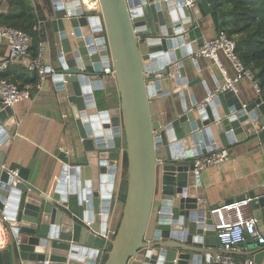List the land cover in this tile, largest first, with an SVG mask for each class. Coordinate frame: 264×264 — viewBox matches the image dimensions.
Instances as JSON below:
<instances>
[{
	"label": "water",
	"instance_id": "1",
	"mask_svg": "<svg viewBox=\"0 0 264 264\" xmlns=\"http://www.w3.org/2000/svg\"><path fill=\"white\" fill-rule=\"evenodd\" d=\"M216 1L190 9L184 0H99L100 11L89 14L75 13L82 0H52L59 42L52 79L94 156L82 170L58 149L64 165L57 178L51 174L37 188L29 181L30 166L19 170L21 182L13 187L3 164L16 118L12 107L0 110V217L9 236L0 264H97L123 152L126 197L101 264H210L219 239L195 163L248 133L264 143V92L246 107L229 90L200 107L195 87L203 78L188 74L187 62L204 41L198 21L206 12L218 19ZM64 18L73 27L74 46L62 32ZM110 63L113 74L106 75ZM112 87L120 107L103 108L104 91ZM242 198L262 226L264 188ZM253 254L262 263L264 243Z\"/></svg>",
	"mask_w": 264,
	"mask_h": 264
},
{
	"label": "crops",
	"instance_id": "2",
	"mask_svg": "<svg viewBox=\"0 0 264 264\" xmlns=\"http://www.w3.org/2000/svg\"><path fill=\"white\" fill-rule=\"evenodd\" d=\"M39 16L38 31L41 33L42 42L45 44V61L47 66L57 69L58 64V32L54 24V4L52 0H31ZM82 7H76L75 13L85 12L95 14L98 9L88 8L84 3ZM9 8L7 0H0V13L7 12ZM215 12L216 8H215ZM218 13V12H217ZM211 13L202 16L198 21L201 28L203 40L214 38L221 28L222 20ZM64 31H62L74 46L76 39L73 33V27L69 18L63 19ZM33 49L31 55L33 56ZM9 55V43L6 39L0 37V61ZM27 60H17L9 65L2 73V76L9 79L18 86H31L32 96L12 107V114L16 118L17 130L11 146L6 152L4 168L8 170L29 169V181L37 188H42L47 179L52 174V180L57 178L63 167V163L56 159V151L60 149L66 152L70 157V163L76 166L81 165L85 168L86 158L93 157L84 147L83 139L75 123V117L71 104L63 103L56 91L52 76H49L43 83L40 90L34 88L30 83V76L33 74L26 67ZM221 62L229 76H235L237 71L233 63L225 56L221 55ZM190 78H203V82L195 88L196 95L201 101L210 93L216 91L220 84L225 82V76L220 67L208 58L191 57L187 62ZM37 83V82H36ZM207 87L210 93H207ZM108 100L103 105L108 108H119L121 103L120 94L116 87L104 91ZM238 97L244 104L250 103L260 95L254 85V82L247 76H242L238 82ZM189 100V96H187ZM182 99L176 98L177 107L180 108ZM200 101V102H201ZM0 110H2L0 108ZM238 135V136H242ZM123 137H120L119 143L125 146ZM3 145L0 144V148ZM232 157L228 162L212 166L201 172V185L204 187L207 200L212 208L229 204L235 201L245 200L242 198L255 189L264 188V143L257 136L248 133L247 136L236 144L228 147ZM125 154L122 153V159ZM119 176L117 180V189L113 196L111 207V217L107 226L106 233L111 235L116 231L122 214L123 201L121 198V186L127 177V170L124 165L119 167ZM82 177V176H81ZM121 178V185L119 180ZM81 179V178H80ZM83 179V178H82ZM159 196V193H157ZM242 198V199H240ZM73 215L77 216L75 201ZM246 216H255L251 206L245 209ZM257 229L264 237V224ZM105 233V234H106ZM9 241L8 232L0 217V247L7 245ZM256 239H250L242 245L241 249L234 255L238 261L255 260L253 252L259 248ZM108 239H105L103 251L97 258V264H101L105 257V250L108 248ZM215 254L211 255L210 264H216L214 257L217 253H223L220 242L215 244ZM257 264V263H256ZM264 264V260L262 263Z\"/></svg>",
	"mask_w": 264,
	"mask_h": 264
},
{
	"label": "built area",
	"instance_id": "3",
	"mask_svg": "<svg viewBox=\"0 0 264 264\" xmlns=\"http://www.w3.org/2000/svg\"><path fill=\"white\" fill-rule=\"evenodd\" d=\"M201 1L203 0H184L185 6L190 9L197 6ZM82 3L90 9H98L100 6L99 0H82ZM0 37L6 39L9 43L8 57L0 61V108L5 109L7 107H13L24 100H28L32 96L31 86L20 87L2 76V73L6 71L11 63L26 59L27 69L30 72H36L38 75V81L34 85V88L38 90L42 88L44 81L49 76L56 73V69L46 65L44 55L45 44L43 42L40 44L38 54L35 57L31 55L32 37L26 31L0 23ZM236 49V41L229 37L225 31L221 30L214 38L205 39L198 50L194 52L193 57L208 58L216 63L225 76V82L220 84L215 92L206 96V98L199 103L200 107L206 106L208 102L220 92L229 90L237 94L238 82L242 76L250 78L254 82L258 93H263L254 79V74L247 69L240 60ZM221 55H225L233 63L237 71L235 76H229L227 74L221 62ZM103 71L106 75H112L113 67L111 63L106 66ZM246 106L247 104H244V107ZM231 157L232 155L227 147L212 150L196 161L195 172L201 173L209 167L228 162ZM121 159L119 166L121 167L124 165L125 168L124 156L123 160ZM8 171L14 176L11 183L14 187L21 182L19 170ZM119 185H121V178L119 180ZM249 206L250 200L245 199L211 209V214L214 217L215 230L217 231L221 248L224 251L223 253H217L215 255L214 260L216 264H256L252 259L240 262L233 253L238 252L242 245L250 239H259L260 243H264V237H262L257 229L258 218L250 215L246 216L244 214L245 209ZM4 220H7L5 216ZM115 232L116 231H113L111 235L106 233L102 236L109 240L114 236Z\"/></svg>",
	"mask_w": 264,
	"mask_h": 264
},
{
	"label": "trees",
	"instance_id": "4",
	"mask_svg": "<svg viewBox=\"0 0 264 264\" xmlns=\"http://www.w3.org/2000/svg\"><path fill=\"white\" fill-rule=\"evenodd\" d=\"M7 12L0 13V23L22 29L32 37L33 56L42 43L38 31V14L31 0H7ZM216 11L222 20L220 31H225L237 43V54L254 74V79L264 92V0H217ZM30 83L36 84L38 75L32 72ZM24 87V86H22ZM127 166V157L124 156ZM126 197V179L121 186L122 201ZM105 258V257H104Z\"/></svg>",
	"mask_w": 264,
	"mask_h": 264
},
{
	"label": "rangeland",
	"instance_id": "5",
	"mask_svg": "<svg viewBox=\"0 0 264 264\" xmlns=\"http://www.w3.org/2000/svg\"><path fill=\"white\" fill-rule=\"evenodd\" d=\"M158 208V204H156V209Z\"/></svg>",
	"mask_w": 264,
	"mask_h": 264
}]
</instances>
